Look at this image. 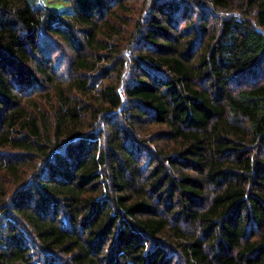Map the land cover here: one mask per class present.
<instances>
[{"label": "trees", "instance_id": "obj_1", "mask_svg": "<svg viewBox=\"0 0 264 264\" xmlns=\"http://www.w3.org/2000/svg\"><path fill=\"white\" fill-rule=\"evenodd\" d=\"M68 1L0 0V264H264V0Z\"/></svg>", "mask_w": 264, "mask_h": 264}, {"label": "rangeland", "instance_id": "obj_2", "mask_svg": "<svg viewBox=\"0 0 264 264\" xmlns=\"http://www.w3.org/2000/svg\"><path fill=\"white\" fill-rule=\"evenodd\" d=\"M41 3L45 4L46 6H49L50 8L56 9V10H63L70 7L68 4V0H39ZM127 6L130 9V11L127 14V17L131 20L136 15V6L139 3L138 0H127ZM39 98V97H38ZM39 103H42L43 99L39 98L37 99Z\"/></svg>", "mask_w": 264, "mask_h": 264}]
</instances>
